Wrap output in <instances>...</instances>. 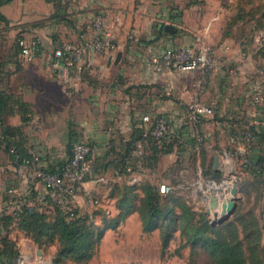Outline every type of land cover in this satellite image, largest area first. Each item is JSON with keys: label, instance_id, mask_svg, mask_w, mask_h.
Returning <instances> with one entry per match:
<instances>
[{"label": "crops", "instance_id": "1", "mask_svg": "<svg viewBox=\"0 0 264 264\" xmlns=\"http://www.w3.org/2000/svg\"><path fill=\"white\" fill-rule=\"evenodd\" d=\"M208 7V0H12L2 5L0 13L8 23L0 22V82L33 111L31 120L23 126L25 147L41 153L45 164L58 169L71 156L74 141L87 142L93 161L97 158L99 164L106 163V168H100L85 184V189L98 198H104L116 184L129 183L132 177L139 183L145 173L160 168L161 160L171 165L179 156L176 148L162 155L151 168L141 162L128 175H120L109 164L112 154L122 153L127 142L145 150L142 140L136 139L151 125L144 122L145 115L164 116L171 123V136H181L188 152L191 139L201 137L208 140L203 145L208 157L214 158L216 151L236 154V146L230 143L233 130L264 125V100L255 106L251 99L258 83L254 57L259 45L254 42L249 47L245 41L236 45L233 36L222 38V32H218L222 31L220 12L211 15L208 22L202 19ZM222 7L215 8L222 11ZM98 12L106 14L116 51L90 54L81 63L64 67L54 50L63 43L89 38L92 19ZM54 18L60 25L52 24ZM58 28L67 36L51 35ZM18 35L26 41L39 39L40 50L31 60L16 55L13 47ZM196 36H202L215 51L218 64L203 94L194 86L196 72L171 69L158 73L151 63L165 48L192 46ZM119 52L121 57L116 61ZM54 93L62 99L57 105L49 98ZM40 102L45 106L43 112ZM194 102L213 105L215 114L194 122L189 114ZM7 122L21 125L17 114L8 117ZM193 151L199 152L198 143ZM0 162L11 175L5 182L6 189L15 187L26 197L38 188L28 171H15L8 153L0 152ZM108 174L111 178L105 176ZM5 196V201L0 197L1 203L9 201ZM75 204L80 210L90 205L82 193Z\"/></svg>", "mask_w": 264, "mask_h": 264}, {"label": "rangeland", "instance_id": "2", "mask_svg": "<svg viewBox=\"0 0 264 264\" xmlns=\"http://www.w3.org/2000/svg\"><path fill=\"white\" fill-rule=\"evenodd\" d=\"M218 5L223 6L222 11L215 8ZM208 6V14L202 15V19L208 22L211 15L220 12L222 31L218 32H222V38L233 36L236 45L239 41H245V45L250 47L257 42V39L260 41L264 36V0H208ZM58 21L59 19L54 18L52 24L60 25ZM51 35H57L58 38L61 35L67 36L59 28L51 31ZM255 55L254 68L256 69L264 61V52L258 51ZM49 98L53 105L62 101L58 93L51 94ZM39 104L41 111H45L42 102ZM206 144L208 140L203 143V145ZM215 154L218 156L219 164L213 170H209V166H212L211 162L214 161L213 157L207 155L203 159L201 153L194 155L182 153L171 165L168 161L161 160L159 169L145 173V178L135 185L149 181L154 185L164 183L171 186L172 191L169 194L180 197L191 213L204 214L210 223L216 222L221 216L215 213V210L220 209L218 200L225 197L227 193L230 196V186L237 187V207L223 223L228 228L230 226L236 228L244 246L246 263L264 264V179L257 180L253 173L247 171L245 157L241 158L238 154L232 153L234 157L226 159L220 151H216ZM0 163V188H2L0 197L5 201V182L11 175L7 173V169H4L2 162ZM226 163L232 171L228 176L225 175ZM105 176L111 178L109 174ZM110 191L104 198L99 196L100 204L87 205L81 210L82 214L90 216L95 223L104 225L108 216L117 213L116 208L114 209L117 191L115 189L114 197H109ZM213 199L218 201L215 207L212 206ZM7 205L0 202L1 216L14 214L16 209H12V205L9 207ZM45 213L46 219L52 220L56 214V205L48 206ZM0 228L2 234H7L8 239L14 243L18 251L14 264H54L57 253L56 244L50 243L46 238H43L40 243L35 242L20 227L16 217L5 228L6 231ZM228 231L226 228L225 232ZM166 234L169 236L165 243L164 235ZM80 264H214V262L202 244L192 247L189 242H186L175 224L167 229L161 226L144 232L139 215L132 213L118 227L106 230L93 257Z\"/></svg>", "mask_w": 264, "mask_h": 264}, {"label": "trees", "instance_id": "3", "mask_svg": "<svg viewBox=\"0 0 264 264\" xmlns=\"http://www.w3.org/2000/svg\"><path fill=\"white\" fill-rule=\"evenodd\" d=\"M11 1L0 0V7ZM191 2H199V0H191ZM0 22L8 23L1 13ZM19 38H22V36H17L13 47L16 55H20V47L17 43ZM260 51L261 53L264 52V48L260 49ZM1 68L2 62H0V73ZM14 114L20 117L21 125L7 123V118ZM32 114L33 111L29 104L20 97L13 95L9 88H4L2 82H0V152L8 153L11 159H15L16 163L30 157L33 153H37L29 151L25 147L24 140L23 126L31 120ZM205 118L204 116H195L193 120L199 123ZM150 124L147 132H141V135L136 138L142 140L146 145L141 155L133 154L135 146L130 144L131 142L125 144L122 153L112 154L113 158L109 164H112L120 175L130 174L131 172L127 171L129 166L131 171L134 172L136 165L141 162L142 164L146 163L151 168L157 164L162 155L170 153L176 148L179 156L182 153L192 155L201 153L202 158L205 159L208 155L203 148L205 140L198 141L196 137L191 139L190 143L192 145L189 148L191 149L189 152L188 147L183 145L181 136L178 137L177 135L168 136L158 147L152 143L150 135L152 123ZM250 129L255 134V140L251 145H248V155L239 156L247 159V163H249V166L245 165L248 169L247 171L253 173L257 180H263L264 125L258 123L250 126ZM232 133H237V130L234 129ZM197 134L202 136L200 131ZM197 143L199 144L198 153L193 151V146ZM12 147L15 149L14 154L10 153ZM98 161L97 158H94L93 173H96L100 168H106V163L100 162L99 164ZM63 164L64 162L60 163L58 169L50 164L45 165L48 171L54 173L60 172ZM210 169H214L213 165L209 166ZM135 184L123 182L120 185L116 184L113 186L114 188L110 191L109 197H114L116 189L115 208L117 213L108 216L104 225L95 223L90 216L83 215L82 211L77 207L73 210V216L69 217V214L51 199H45L42 204H39L37 202L38 193L35 189H32L29 196L22 197L25 203L14 210L13 215H0V227L3 228V231H6L5 228L16 217L20 227L35 242L40 243L43 238H46L50 243L56 244L57 253L54 258V264H66L68 262L80 264L93 257L106 230L118 227L132 213H137L144 232L160 228L161 226H165L167 229L175 224L185 241L189 242L192 247L196 244H202L203 248L210 253L214 264H247L244 246L238 237L235 227L230 226L229 229L225 223H221L220 226L211 225L204 214L191 213L180 197H176L174 194L161 193L159 190L160 184L154 185L149 181H143L139 185ZM50 205H56V214L52 220H47L45 211ZM30 208L31 211H29ZM226 228L229 230L228 232H225ZM168 236V234L164 235L165 243ZM0 242V264H14L18 257V251L14 243L8 239L7 234H0Z\"/></svg>", "mask_w": 264, "mask_h": 264}, {"label": "built area", "instance_id": "4", "mask_svg": "<svg viewBox=\"0 0 264 264\" xmlns=\"http://www.w3.org/2000/svg\"><path fill=\"white\" fill-rule=\"evenodd\" d=\"M92 34L89 38L80 42H66L58 46L54 50V56L63 61L64 67H71L81 63L84 58L90 54L110 53L116 51L117 45L114 42L112 32L106 26V14L98 12L94 15L91 22ZM133 33L129 34L132 38ZM258 50L264 48V36L259 41L256 40ZM20 47V56L22 59L31 60L40 50V41L34 38L26 41L23 37L17 40ZM154 70L158 73L165 70L174 69L179 72H196L194 86L198 93L203 94L207 88L210 78L217 70V58L215 51L208 46L202 36H196L192 46L184 45L178 47L165 48L164 51L151 60ZM57 65L56 63H54ZM258 83L255 85L252 93V103L256 106L264 100V61L256 70ZM189 114L192 118L195 116L211 117L215 114V107L207 103L194 102L189 107ZM144 122L152 123L150 131L152 143L160 147L161 142L168 136L172 135L171 123L164 116H155L151 118L149 115L143 117ZM251 125H244L237 129V133H233L230 138L231 145L236 146L238 155L243 156L248 153V145L255 140V134L250 129ZM202 141L201 137H198ZM10 153L14 154L15 149L12 147ZM134 155H141L140 149L134 150ZM235 154V155H236ZM226 159H231L233 154L224 152L222 155ZM12 159L14 169L17 173L28 171L35 180L34 185L38 184L35 189L38 193L37 202L42 204L45 199H51L57 203L61 209L65 210L69 217L73 216V210L76 208L75 199L78 194L82 193L85 201L90 205L100 204V199L85 189L87 181L93 178V155L90 145L82 140H76L71 146V156L64 162L60 172H50L47 170L42 155L33 153L30 157L22 159L16 163ZM245 165L249 163L245 160ZM264 166V164H263ZM127 171H131V167H127ZM101 180V179H100ZM136 177L130 178L129 183L135 184ZM229 187V191L230 188ZM159 190L163 194L170 193L172 187L167 184H160ZM9 205H16L18 209L25 203L22 196L17 193L15 187L6 189ZM229 194L227 193L226 197ZM14 203V204H13ZM31 206V204H29ZM31 211V208L29 209Z\"/></svg>", "mask_w": 264, "mask_h": 264}, {"label": "water", "instance_id": "5", "mask_svg": "<svg viewBox=\"0 0 264 264\" xmlns=\"http://www.w3.org/2000/svg\"><path fill=\"white\" fill-rule=\"evenodd\" d=\"M121 57V53H117L116 55V61H118ZM218 156L216 155L214 157V161H213V167L216 168L219 164V161H218ZM229 165L226 163L225 164V175L228 176L230 174L231 169L228 168ZM230 196L226 197V198H222L221 201H219V208L221 209V216L216 220V222H212L211 225L215 226V225H220L221 223H223L228 217H230L236 207H237V194H238V189L237 187L235 186H232L230 188ZM218 201H216V199H213V202H212V206L215 207L218 203ZM0 231H1V228H0Z\"/></svg>", "mask_w": 264, "mask_h": 264}, {"label": "bare ground", "instance_id": "6", "mask_svg": "<svg viewBox=\"0 0 264 264\" xmlns=\"http://www.w3.org/2000/svg\"><path fill=\"white\" fill-rule=\"evenodd\" d=\"M221 201V199H220ZM215 213L217 214V216L220 214L221 215V209H219L218 211L215 210ZM218 219V218H217Z\"/></svg>", "mask_w": 264, "mask_h": 264}]
</instances>
